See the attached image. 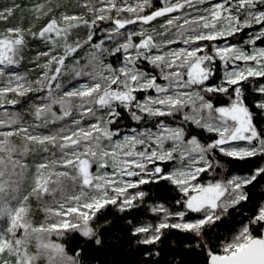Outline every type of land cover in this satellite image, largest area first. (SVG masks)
<instances>
[{"label":"snow or ice","instance_id":"6c2138e0","mask_svg":"<svg viewBox=\"0 0 264 264\" xmlns=\"http://www.w3.org/2000/svg\"><path fill=\"white\" fill-rule=\"evenodd\" d=\"M90 3L91 0H85L83 7L92 13L91 21L81 15L65 14L59 19L52 17L38 33L32 32L34 38L50 45L48 51L37 55V60L43 57L47 61L38 64L42 71L35 80L7 71L24 59V30L15 27L0 33V77H6L0 86V106L18 103L15 99L5 100L9 94L25 97L33 92L42 93L32 109L38 122L36 127L64 122L55 131L36 134L22 124L19 116L5 112L7 119L0 117V127L8 129L0 131V153H6L9 160L17 151L27 154L33 144L42 146L44 152H48V146L58 151V158L54 153L48 161L36 165L34 186L23 196L21 206L12 209L0 205V216H6L8 221L0 229V264H36L40 252L49 249L58 258L53 261L50 256L51 264H82L79 252L69 256L61 244L45 242L43 238L53 233L63 236L78 232L100 245L102 241L92 227L97 213L113 205L118 211L131 214L130 210H138V202L151 199L147 191L141 190L142 186L165 182L180 194L175 201L179 207L170 209L153 201L146 211L156 216L157 223L130 220L132 235L143 237L138 243L156 245L166 230L174 229L188 234L190 240L196 241V247L206 250L208 264H264V235H253L252 230V225L264 224V204L230 241L222 244L221 252H216L204 239L206 228L216 226L230 208L249 199L245 188L264 178V164L247 175H233L206 185L198 182L202 173L222 167L217 153L239 161L264 160V127L257 122L258 116H264V99L250 106L245 94L250 79H264V48H254L249 53L237 45L214 43L252 24L261 25V30L246 43L254 45L264 38V10L257 7L264 5V0H214L203 9L198 5H205L206 0H159V7H154L152 0H98L89 8ZM44 7L34 6L37 18L40 14L48 15ZM13 11L14 7H4L0 19H7ZM159 18H163V23L151 32L143 27L139 31H126L128 25H151ZM101 21H108L111 27L99 43H93L95 31L100 30L96 25ZM81 25L95 31H89L83 43L70 42L72 30ZM105 41L113 42L114 46L105 48ZM178 41L185 47L172 49ZM89 45L93 72L79 68V61L75 60L78 51ZM104 52L122 53V66L114 69L104 64L101 59ZM69 59L75 61L74 75L90 77L91 82L79 87L70 84L61 93L60 78ZM218 61L223 63L222 69L217 67ZM142 62L151 65V71L142 68ZM236 62H243L244 66ZM156 69L160 70L159 77L151 74ZM220 71V82L213 83ZM159 79L167 84L159 83ZM150 89L155 90V96L140 100L136 95ZM252 90L264 97V84ZM220 94L229 96L226 105L217 106L213 102V97ZM53 105H59V114L53 111ZM100 110L106 117H96ZM125 110L137 123L130 134L119 131V120ZM177 114H182L184 124L215 133L216 138L201 143L191 133L186 135L183 124L174 127L166 123L165 118ZM85 117L94 118V122L81 126ZM147 120L154 121L152 127L141 128ZM14 136L23 137L22 148L11 143ZM121 136L122 139L118 138ZM11 162L13 169L21 170L13 173L19 178L27 166L19 160ZM169 162L174 164L170 170L166 167ZM94 164L96 174L91 171ZM109 165L111 173L102 171ZM5 169L6 161L0 157V197L16 199L19 179L3 180ZM67 181L80 189L78 195L66 194ZM57 193L58 207L47 209L56 221L33 227L26 207L29 198L41 200ZM190 213L197 216L189 219ZM33 235L38 240L36 254L28 247ZM5 254L8 259H4ZM153 254L160 253H145Z\"/></svg>","mask_w":264,"mask_h":264},{"label":"trees","instance_id":"16d2710c","mask_svg":"<svg viewBox=\"0 0 264 264\" xmlns=\"http://www.w3.org/2000/svg\"><path fill=\"white\" fill-rule=\"evenodd\" d=\"M85 0H0V10H3L4 7H14L13 14L7 19H0V33H5L8 28H21L24 30L26 47L24 49V59L16 65V71L18 73L27 76L30 80H35L41 75V68L39 65H43L46 63L47 58H39L37 60V55L40 52L48 51L50 46L44 44L45 41L34 38L32 36V32H39V30L50 20L52 17H56L57 19L63 14L67 15H81L85 19L91 21L92 13L88 10V8L83 7ZM98 3V0H91L89 4V8L92 4ZM37 4H43L44 11L48 12V15L38 14L33 11V8ZM152 4L154 7H159V0H152ZM148 11V10H146ZM163 18H159L157 21L153 22L151 25H143L148 28L152 26L158 27ZM138 25H128L126 31H135L138 29ZM111 25L108 21L98 22L96 25L99 31H95L84 27L81 25L78 28H75L71 32V41H83L87 40V36L89 31H95L93 43H99L101 39L106 35V30L110 28ZM244 33L240 35L243 36ZM240 36V37H241ZM137 38V42H138ZM235 43H239L242 41V38L233 39L229 38ZM113 42L105 41V48H112ZM62 51V49H61ZM92 49L91 46H85L81 50L78 51V54L75 56V60L79 61V68H83L86 71L90 72L94 71V67L90 65V53ZM101 59L104 64H110L114 69H118L119 66L123 64V54H115L109 55L108 52H104L101 56ZM75 61L69 59L67 61L68 67L65 69L64 75L60 78V82L63 85V88L60 90L61 93L64 88H68V86L74 85L78 79H87L88 77H76L74 76V72H72V68ZM220 62H217V67L219 69ZM140 66L142 68H146L151 71L152 66L147 65L146 63H141ZM99 71V69H97ZM67 76V74H69ZM153 75H157L159 77V69H156L154 72H151ZM67 76V79L64 78ZM221 77V71L217 72L216 77L213 79V83H219ZM102 82V81H101ZM264 83V79L261 78H252L250 79L245 87H246V96L247 103L251 106L257 103L260 100V94L254 92L253 87ZM42 93H29L28 96L19 97L14 94H9L7 96L11 98H15L19 103L12 107L19 114V117L22 118V123L24 119L23 113H29L31 110V104L37 103L35 99L38 96H42ZM140 100H143L144 92L136 93ZM229 101V96L220 94L218 96L213 97V102L217 105H225ZM20 107V108H19ZM20 109V110H19ZM25 111V112H24ZM101 113V115L99 114ZM28 115V114H27ZM77 116L78 113H75ZM100 115V116H99ZM106 113L103 110L96 112L97 118H104ZM166 123L181 125L186 129V135L191 133L192 136H196L201 143H208L211 140L216 138L215 133H209L205 130L197 128L194 124L188 123L184 124L183 120L173 121L172 118H165ZM94 121V118H92ZM257 122L262 126L264 124V117L258 116ZM154 121L147 120L146 123L141 124L140 127H152ZM50 125V124H49ZM48 125V126H49ZM14 127V126H13ZM111 127V126H109ZM137 123L132 121L125 110L122 113V116L119 120V131H123L124 129L136 128ZM2 130H6L3 128ZM19 143V144H17ZM16 147L18 149L22 148L23 142L16 141ZM50 146H48L49 148ZM31 152L29 151L25 157L22 156L20 151L14 153L9 160L8 155L6 153H0V157L5 159L7 162L12 164L11 161L19 160L21 164L26 165V168L29 170L32 169V166L37 162L36 156L44 155L52 156L54 150L52 147L49 148L48 152H44L42 146L39 145H31ZM53 151V152H51ZM31 154H35V156H31ZM218 158L220 159L222 167L213 172L214 177H224V179H228L232 175H247L250 173L252 169L257 167L258 165L264 164V160L259 158H251L245 161L233 160L229 157L220 156L217 153ZM173 163H167V169H171ZM27 170H25L26 172ZM28 173V171H27ZM204 177H207L205 173H203ZM149 193L151 199L146 198L143 202H138V210H130L131 214L118 211L116 206L108 205L104 209H102L99 213H97L96 217L92 221V227L97 230V234L101 239L102 243L100 245L95 244L94 240H89L81 236L78 232L67 233L58 238L59 243L64 247L65 252L69 256H75L77 252L80 253L79 260L82 261V264H208L207 263V252L204 249L196 247V241L190 240L188 234L182 233L178 230H166L165 235L162 236L161 241L156 245H144L138 243L141 240L142 236H133L132 235V225L128 222L130 220L133 223H157L158 220L156 216L146 211V209L151 205L153 201L157 203H164L170 209L178 208L179 206L175 205L176 199L179 198L180 194L174 188V186L167 184H149L146 186H142V189ZM245 191L247 192L249 199L242 201L238 206L229 209V213L219 222H217L216 226L211 228H206L204 231L206 235L204 239L210 242V246L216 252H221L222 244L225 241H230L232 237L237 234L243 225L247 224L249 219H251L256 210L259 208L261 204L264 202V178H258V181L253 185L246 186ZM39 200L36 197H30L26 203V206L30 209L33 215L38 216V208L37 206ZM17 202L14 204L12 209H15L17 206ZM10 207V206H9ZM190 217H193V213L189 214ZM174 222V221H172ZM7 217L0 216V229L7 226ZM264 224L261 225H252L253 235H260L261 230L263 229ZM29 250L33 253L36 249L34 247H29ZM147 252H159V255H145ZM44 256L41 254L38 256L36 264H45Z\"/></svg>","mask_w":264,"mask_h":264},{"label":"rangeland","instance_id":"374dc122","mask_svg":"<svg viewBox=\"0 0 264 264\" xmlns=\"http://www.w3.org/2000/svg\"><path fill=\"white\" fill-rule=\"evenodd\" d=\"M133 2H135V0H133ZM212 2H214V0H206V4L205 5H198V7H200L201 9H203L204 7H206L208 4H210ZM257 7H258L259 10H264V5H259L258 4ZM146 10H148V9H146ZM189 11H191V10H189ZM61 14L62 15H65L63 13H61ZM161 23H163V21ZM138 26H139L138 29L135 30V31H139L142 27L148 29L149 32H151V30L154 29V28L155 29H158L159 28V26L158 27L152 26L151 28H148V27L143 26V25H138ZM260 30H261V25L252 24L250 27L243 28L239 33H237V34H235V35H233L231 37H226V38L217 40L214 43H216L217 45H221V46L224 45L225 43H227L229 45H237L240 48L244 49L245 51L251 53L254 48L255 49L264 48V38H261L259 40H256L254 45L253 44L246 43V41L249 39L250 36H253L254 34H257ZM241 33H244L243 36L240 35ZM229 38H233V39L242 38V41L239 42V43H235L234 41H232ZM157 42H159V39L157 40ZM199 43L205 44V43H211V42H199ZM44 44H46L47 46H50L46 42H44ZM183 47H185V46L182 44V42H179V41L176 44H174V45L171 46L172 49H179V48H183ZM155 51L156 50H154V52ZM249 63H252V62H249ZM236 64L238 66H240V67H243L244 66L243 62H236ZM219 65H220V68L222 69L223 68V63L220 62ZM121 66H119V67H121ZM15 69H16V66H13L12 68L8 69L7 71L18 73V71H16ZM87 71L90 72L89 70H87ZM99 71H103V69H99ZM159 72H160V70H159ZM18 74H20V73H18ZM21 75H23V74H21ZM68 75H70V73L67 74V76ZM67 76H64V78L67 79ZM221 76H222V71H221ZM5 81H6V77H0V86H3L4 83H5ZM90 82H91V78L90 77H88L87 79H80L79 78L78 81L75 82L73 86L79 87L80 84L90 83ZM158 82L161 83V84H167V81H164L162 79H159ZM260 84H264V83H261L260 82ZM143 92H144L143 97L149 96V95H151V96H155L156 95L154 89H150V90L143 91ZM38 97H40V96H38ZM37 98L35 99V102H37V103L31 104V107H30L31 110L29 111V113H23L25 116H24V119H23L24 121H23L22 124L24 126H29L30 131H32L33 133H36V134H45V133H48V132L55 131L64 122H59L58 121L54 125L53 124H50L47 128H44V127H36V124L38 122H36L34 120V117L32 115V109H33L34 105H36V104L39 103V100ZM4 99L5 100H8V99H15V98L8 97V99H7V97H5ZM261 99H264V97H261L260 96V100ZM76 103H79V101H76ZM15 105H17V103L14 104V105L13 104L4 103L2 106H0V117H3L5 119H7V117H4V113L5 112L10 113L13 116H19L18 115L19 113L17 111H15L14 109H12V107H14ZM220 106H222V105H220ZM53 111H55V112H57V114H59V105H53ZM99 114L101 115V113H99ZM77 118H78V115H77ZM49 119L51 120V116H49ZM175 119L176 120H183L182 119V114H177V116L172 117V120L173 121H175ZM86 122H94V121L92 120V117H85V121H82L81 122V126L87 127V123ZM170 125H172L174 127L177 126V125H174V124H170ZM261 127H264V124ZM3 128L4 127H0V131H5V130H2ZM13 129H14V127H13ZM132 129H134V128L124 129L123 131H121V133L130 134ZM6 130H8V129H6ZM118 138L122 139V136L121 137H118ZM10 139H11V143L13 145H15V146L17 144H19V143L16 144V141H22L23 142V137H21V136H14V137H11ZM104 143L107 144L108 142L107 141H104ZM50 147H52V146H50ZM52 149L54 150V152H58L57 149H55L53 147H52ZM30 152H31V150H30ZM51 152H53V151H51ZM25 155L26 154H23L22 156L25 157ZM31 156L34 157L35 154H31ZM52 156L44 155V153H41V155H39V153H38V155L36 156V158H38L37 159V162L35 163V165L32 166V169L29 170V168H25L23 170L22 176H20L19 178L16 175H14L13 173L14 172H20L21 170L19 168L13 169L12 164H10L9 162H7L4 159L6 161V169H5V175L3 177V180H5V181H8V180L17 181V179H19V183H18V185H16L18 187L19 191L17 193H15V195L17 197L16 199H7L6 197H0V205L6 204L8 207L10 206V208H13L14 207V204L17 202L18 204H17L16 207L21 206V203L23 202V196L28 195L31 192L32 187L34 186L33 181H34V177H35V174H36V165L38 163H40V162L48 161L49 158H51ZM57 158H58V153H57ZM176 164L178 165L179 164V161H177ZM96 167L97 166L94 164L93 167H92V169H91V171H92L93 174H96ZM173 167H174V164H173L172 168ZM25 170H27L28 173H27V171L25 172ZM58 170L63 171L62 168H60ZM102 171H106V172L111 173L112 172V168L109 165L107 168L103 169ZM205 174H206L207 177H204L203 176V173L201 174L200 177H198V182L199 183L206 185L209 182L226 180L222 176L221 177L220 176L219 177H214L213 172H207ZM66 184H67V187H66V190L65 191H66V194L67 195H73V194L78 195L79 194L80 189L78 187H72L70 181H67ZM5 187L7 189V185ZM32 197H34V196H32ZM59 198H60V194L57 193L56 196H51L50 195V196L44 197L43 199L39 200L37 206H39L41 209L38 208V212H39V215L38 216L33 215V212L31 213L30 209L26 206L29 209V211H28V220L31 222V224H32L33 227H40L41 225L47 226L48 223H51V222H55L56 221V218L54 216H52L47 211V209L49 207H58V205H55V201L58 200ZM263 204H264V202H263ZM196 216H197V214L193 213V217H190L189 216L188 218L189 219H192V218H194ZM19 234L22 235L23 234V230H20L19 231ZM58 238H60V236H58L55 233H53L51 235L45 236L43 239H44L45 242H51V243L60 244L59 241H58ZM37 244H38V240L36 239L35 235H33L30 238L29 244H28V247L31 246V247H34L36 249L33 253L29 250L32 254H36L37 253V251H38ZM40 254L42 256H44V258H45L44 259L45 260L44 261L45 264H51L50 259H49L50 256L53 258V261H55V260L58 259L54 255V253L52 252V250H50V249L48 251H41ZM4 259H8V257H7L6 254L4 256Z\"/></svg>","mask_w":264,"mask_h":264},{"label":"water","instance_id":"95a60500","mask_svg":"<svg viewBox=\"0 0 264 264\" xmlns=\"http://www.w3.org/2000/svg\"><path fill=\"white\" fill-rule=\"evenodd\" d=\"M260 235H264V227H263V229L261 230ZM207 263H208V258H207Z\"/></svg>","mask_w":264,"mask_h":264}]
</instances>
